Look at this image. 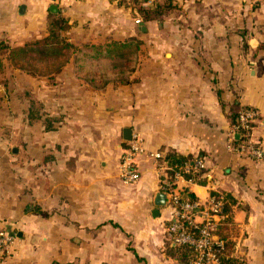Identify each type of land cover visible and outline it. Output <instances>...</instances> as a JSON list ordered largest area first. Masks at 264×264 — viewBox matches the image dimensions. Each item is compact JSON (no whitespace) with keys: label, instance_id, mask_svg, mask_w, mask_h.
Segmentation results:
<instances>
[{"label":"crops","instance_id":"crops-1","mask_svg":"<svg viewBox=\"0 0 264 264\" xmlns=\"http://www.w3.org/2000/svg\"><path fill=\"white\" fill-rule=\"evenodd\" d=\"M126 2L70 0L53 14L46 0H0V44L11 49L42 41L51 15L68 22L63 37L76 49L142 42L130 83L100 90L73 52L52 76L21 72L0 52L27 87L0 122V229L17 237L0 264H180L171 204L155 206L171 153L205 164V184L178 185L200 212L212 194L236 201L219 225L232 258L264 264V0H176L175 13L148 24ZM243 109L258 113L260 159L236 150L238 136L228 149ZM126 129L145 150L134 186L119 177Z\"/></svg>","mask_w":264,"mask_h":264},{"label":"trees","instance_id":"trees-1","mask_svg":"<svg viewBox=\"0 0 264 264\" xmlns=\"http://www.w3.org/2000/svg\"><path fill=\"white\" fill-rule=\"evenodd\" d=\"M126 3L137 16L142 18L145 24L161 21L178 9L176 0H162L161 4L155 0H127ZM69 29L70 25L67 21L51 15L48 20L47 36L42 41L14 49L6 44H0V52L3 55L7 53L6 60L13 68L33 76H52L61 73L73 52L77 73L83 75L87 84L93 89L100 90L111 84L125 86L130 83V78L136 70L137 56L142 45L140 40L136 38H128L123 41L109 40L103 46L86 45L81 49H76L68 44L63 37V34ZM3 59V56H0V71L4 67ZM40 66L44 68H39ZM237 119L238 115L234 114L232 116L233 125L237 123ZM235 143L240 146L242 140H236ZM164 164L168 168L167 173L170 176L180 173L186 181L205 184V170L195 171L193 169L194 158L192 157L171 153L165 156ZM186 165L191 167V171L188 173L184 171ZM179 191L182 201L195 202V197L188 190L180 189ZM212 197L220 198L216 194H212ZM223 201L225 204L224 214L228 215L230 206L234 205L236 201L228 196L223 197ZM222 232V227L216 231V237L224 242V248L220 254L221 262L223 264H244L232 258L231 244L222 235ZM170 249L174 251L173 256L178 259L180 264L193 262L194 254L190 248L176 245Z\"/></svg>","mask_w":264,"mask_h":264},{"label":"built area","instance_id":"built-area-1","mask_svg":"<svg viewBox=\"0 0 264 264\" xmlns=\"http://www.w3.org/2000/svg\"><path fill=\"white\" fill-rule=\"evenodd\" d=\"M58 7L70 0H46ZM258 119L257 111L253 109H243L238 114L237 123L232 127L230 135L229 150H235L233 136H238L242 144L236 148L238 152L245 153L254 159L262 157V150L252 140L253 127ZM145 153L141 141L133 136L132 141L127 143L123 150V155L119 167V177L125 186H134L138 182V169L136 158ZM157 161H162L160 155L153 156ZM161 190L167 196L173 209V219L167 228V235L170 241L177 246H186L194 254L191 264H223L220 254L224 248V242L216 237V231L224 215L223 197L211 198L206 210L200 212L199 206L195 202L182 201L178 185L186 180L180 173L174 176L168 175V168L163 164ZM195 171L205 169L202 160L194 161ZM186 173L191 171L189 165L185 166ZM176 185V187H175ZM198 215L201 222L196 221ZM17 237L15 233H9L0 229V259L7 258L11 254V248Z\"/></svg>","mask_w":264,"mask_h":264},{"label":"rangeland","instance_id":"rangeland-1","mask_svg":"<svg viewBox=\"0 0 264 264\" xmlns=\"http://www.w3.org/2000/svg\"><path fill=\"white\" fill-rule=\"evenodd\" d=\"M155 1L158 4L160 3L159 0H155ZM41 67L42 66H40L39 68ZM6 68L3 67L2 70L0 71V122L1 123H6L9 120L12 111L15 110L18 112V109L20 108L19 107L20 103H22L21 101H23L24 99V95L22 91H23V86L25 84H23L20 78H18L20 80H16L13 82V80L11 79L13 78V76H11L13 73L8 68L7 69ZM9 88L17 89L20 90L21 92L19 94L14 93L12 94V96H9L8 94ZM25 88L27 87L24 86V89ZM18 95H21V97H19Z\"/></svg>","mask_w":264,"mask_h":264},{"label":"water","instance_id":"water-1","mask_svg":"<svg viewBox=\"0 0 264 264\" xmlns=\"http://www.w3.org/2000/svg\"><path fill=\"white\" fill-rule=\"evenodd\" d=\"M58 9H59L58 6L52 5L51 8H50V11L53 14H57L59 12ZM140 26L143 27L144 25L140 24ZM132 138H133L132 130L131 129L124 130V132H123L124 142L129 143V142L132 141ZM166 205H167V196H166V194H164V193L157 194L156 197H155V206L159 209V208L165 207ZM154 214H155L156 217H158L159 212L155 211Z\"/></svg>","mask_w":264,"mask_h":264}]
</instances>
